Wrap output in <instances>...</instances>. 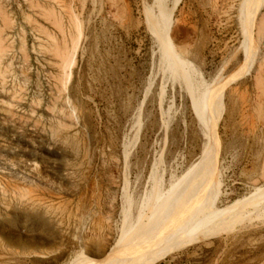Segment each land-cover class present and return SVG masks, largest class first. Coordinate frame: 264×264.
Here are the masks:
<instances>
[{
  "label": "rangeland",
  "instance_id": "obj_1",
  "mask_svg": "<svg viewBox=\"0 0 264 264\" xmlns=\"http://www.w3.org/2000/svg\"><path fill=\"white\" fill-rule=\"evenodd\" d=\"M246 1L0 0V264L96 263L201 151L203 213L149 264H264V0Z\"/></svg>",
  "mask_w": 264,
  "mask_h": 264
},
{
  "label": "bare ground",
  "instance_id": "obj_2",
  "mask_svg": "<svg viewBox=\"0 0 264 264\" xmlns=\"http://www.w3.org/2000/svg\"><path fill=\"white\" fill-rule=\"evenodd\" d=\"M249 1L250 0H247L246 3H249ZM240 13L242 16L241 28L244 29L246 27V23L244 22L246 20L248 21L246 18L251 15L247 12L246 7H243ZM246 30L248 31V29ZM243 37H245L244 54L248 60V57H250V49H252L250 47L251 33L246 32ZM167 41L168 39L166 37L165 45L168 46ZM184 67L189 70L187 65L184 64ZM66 75H63L64 78ZM210 93L211 92L208 90V95H210ZM210 104L211 102L209 100L208 106H210ZM204 155L205 152L201 151V161L198 167L200 170L203 169V174L201 171L198 172L184 190L176 192L174 196L170 197L165 203L159 204L153 211L148 213L143 220L133 227L125 228V226H123L120 230L119 237L116 239L108 255L93 264H149L157 256L166 251L173 242H176V240L180 238V234H182L187 227V224H192V222L197 220L203 213L201 205H203V195H205L206 192H203L205 186L202 184L207 180L209 172L215 165L213 158H211V154ZM202 181L203 183L199 187ZM178 198L180 199L177 200ZM173 199L176 200L174 205L169 204L166 206L169 200ZM177 201L180 204L179 206L176 203ZM74 264H92V259L81 255L80 258L75 260Z\"/></svg>",
  "mask_w": 264,
  "mask_h": 264
}]
</instances>
